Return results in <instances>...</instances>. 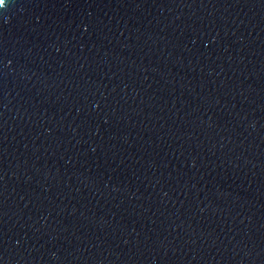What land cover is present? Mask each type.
<instances>
[{
    "label": "water",
    "instance_id": "obj_1",
    "mask_svg": "<svg viewBox=\"0 0 264 264\" xmlns=\"http://www.w3.org/2000/svg\"><path fill=\"white\" fill-rule=\"evenodd\" d=\"M0 264H264V0H0Z\"/></svg>",
    "mask_w": 264,
    "mask_h": 264
},
{
    "label": "snow or ice",
    "instance_id": "obj_2",
    "mask_svg": "<svg viewBox=\"0 0 264 264\" xmlns=\"http://www.w3.org/2000/svg\"><path fill=\"white\" fill-rule=\"evenodd\" d=\"M10 0H4V8H7L9 5Z\"/></svg>",
    "mask_w": 264,
    "mask_h": 264
},
{
    "label": "clouds",
    "instance_id": "obj_3",
    "mask_svg": "<svg viewBox=\"0 0 264 264\" xmlns=\"http://www.w3.org/2000/svg\"><path fill=\"white\" fill-rule=\"evenodd\" d=\"M5 10H7L8 9V7L7 8H4Z\"/></svg>",
    "mask_w": 264,
    "mask_h": 264
}]
</instances>
